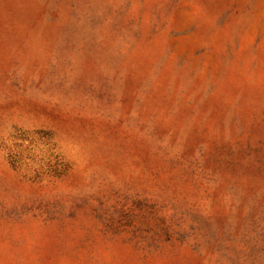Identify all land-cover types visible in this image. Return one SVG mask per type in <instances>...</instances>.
<instances>
[{
	"label": "rangeland",
	"instance_id": "obj_1",
	"mask_svg": "<svg viewBox=\"0 0 264 264\" xmlns=\"http://www.w3.org/2000/svg\"><path fill=\"white\" fill-rule=\"evenodd\" d=\"M0 264H264V0H0Z\"/></svg>",
	"mask_w": 264,
	"mask_h": 264
}]
</instances>
